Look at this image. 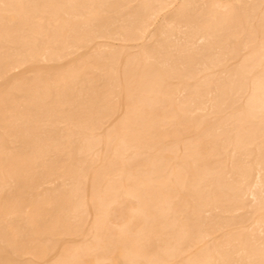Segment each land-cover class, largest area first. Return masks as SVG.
Returning a JSON list of instances; mask_svg holds the SVG:
<instances>
[{"label": "bare ground", "instance_id": "6f19581e", "mask_svg": "<svg viewBox=\"0 0 264 264\" xmlns=\"http://www.w3.org/2000/svg\"><path fill=\"white\" fill-rule=\"evenodd\" d=\"M0 264H264V0H0Z\"/></svg>", "mask_w": 264, "mask_h": 264}]
</instances>
